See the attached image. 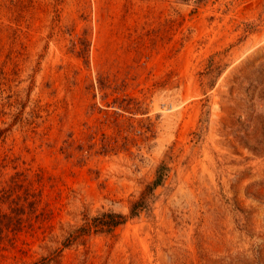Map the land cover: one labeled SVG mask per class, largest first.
<instances>
[{
  "label": "rangeland",
  "instance_id": "obj_1",
  "mask_svg": "<svg viewBox=\"0 0 264 264\" xmlns=\"http://www.w3.org/2000/svg\"><path fill=\"white\" fill-rule=\"evenodd\" d=\"M0 264H264V0H0Z\"/></svg>",
  "mask_w": 264,
  "mask_h": 264
},
{
  "label": "trees",
  "instance_id": "obj_2",
  "mask_svg": "<svg viewBox=\"0 0 264 264\" xmlns=\"http://www.w3.org/2000/svg\"><path fill=\"white\" fill-rule=\"evenodd\" d=\"M169 171L170 166L167 163H160L152 181L146 185L138 198L132 202L129 213L105 211L98 216L87 217L85 223L72 232L73 239L91 231L103 232L112 230L127 222L128 219L140 216L143 211H152L153 205L157 199L156 190L164 183Z\"/></svg>",
  "mask_w": 264,
  "mask_h": 264
}]
</instances>
